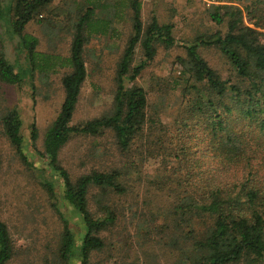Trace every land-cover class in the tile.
Segmentation results:
<instances>
[{"label":"trees","instance_id":"obj_1","mask_svg":"<svg viewBox=\"0 0 264 264\" xmlns=\"http://www.w3.org/2000/svg\"><path fill=\"white\" fill-rule=\"evenodd\" d=\"M55 1L0 3V34L6 36L8 53L0 55V80L19 85L25 79L31 81L34 72L69 69L61 79L64 94L60 111L44 133L40 154L46 168L60 181L61 199L78 215L82 225L80 243L76 246L68 221L59 211L53 183H42L52 209L62 222L57 248L59 264H73L75 258L79 264H91L92 255L104 248L100 235L115 218L99 200L100 213L90 211L91 190L99 189L100 197L106 192H125L123 173L118 169L91 171L72 179L61 165L60 152L69 140L97 137L105 132L113 135L121 154L128 153L140 139L154 135L148 142L151 154L173 162L170 169L165 168L170 172L164 182L166 187L180 193L175 195L171 212L158 227L160 234L173 236L168 240L170 250L175 253L173 264H264V32L257 30L259 27L264 30V18L258 17L256 4L252 9L246 7L253 28L244 24L241 9L216 6L208 15L216 25L225 23V34L217 31L187 42L176 40L172 25H160L155 18L144 29L142 0H129L133 32L118 63L112 107L101 117L73 123L87 77L84 46L89 35L105 34L109 22L107 25L103 20L104 24L95 26L91 20L93 9L88 8L77 17L67 61L38 53V40L24 30ZM156 44L185 51V57L177 58L176 62L184 78L182 99L189 96L174 122L175 129L160 137L157 135L162 134L161 125L151 121L147 114L146 92L135 84L153 60ZM137 45L142 49L143 59L134 64ZM201 48L219 51L227 59L232 75L219 76L201 57ZM23 62L28 64L27 74L18 70L17 65ZM21 129L16 109L0 116V138L5 136L22 163L33 167L23 151ZM37 135L32 124V144ZM1 167L0 158V172ZM13 254L7 226L0 220V264H8Z\"/></svg>","mask_w":264,"mask_h":264},{"label":"rangeland","instance_id":"obj_2","mask_svg":"<svg viewBox=\"0 0 264 264\" xmlns=\"http://www.w3.org/2000/svg\"><path fill=\"white\" fill-rule=\"evenodd\" d=\"M5 1L0 0V3ZM128 4L129 0H56L42 16L25 27V33L38 40V53L67 61L79 14L92 8L91 20L95 26L104 24L103 20L107 25L109 22L105 34L89 35L84 46L87 77L73 123L101 117L112 107L118 63L133 32L132 11ZM255 4L258 17L264 18V0H142L141 22L145 29L155 18L160 25H172L176 40L192 42L197 37L217 31L225 34V23L216 25L208 15L216 6L232 5L241 9L244 24L253 28V20L247 16L246 7L252 9ZM257 30L264 32L260 27ZM3 35L0 34V55H7L6 36ZM155 47L153 60L135 84L146 92L147 114L151 121H158L161 125L162 134L157 135L160 137L175 129L174 122L189 96L182 99L184 78L176 62L177 58L185 57V51L176 46L165 48L156 44ZM199 52L219 76L227 78L232 75L227 59L219 51L201 48ZM142 59V49L137 45L134 64ZM17 67L21 73H28L26 62ZM68 72L67 68H59L56 72H34L31 81L25 79L19 85H8L0 80V116L12 109L18 111L22 121L23 151L33 165L23 164L7 138L1 136L0 220L7 226L14 250L8 264H59L57 248L62 222L43 189L45 181L53 183L59 211L68 221L75 236V245L80 243V219L61 199L60 181L46 168L40 156L44 133L60 111L64 94L61 79ZM32 124L38 132L34 144L30 140ZM145 135H148L147 131ZM152 137L154 135L140 139L126 154L119 152L109 132L97 137H73L60 152L61 165L72 179L91 171L118 169L123 173L124 193L106 192L100 197L99 189H93L89 194L88 207L93 214L100 213L99 200L100 205L115 218L113 224L101 233L104 248L92 255L91 264L174 262L175 253L170 250L168 242L173 236L167 237L166 232L160 234L158 227L171 212L173 199L180 190L177 192L166 187L164 180L170 171L166 172L165 168L170 169L173 162L162 155L151 154L148 142ZM177 235L175 233V237ZM73 264H79L77 258Z\"/></svg>","mask_w":264,"mask_h":264}]
</instances>
